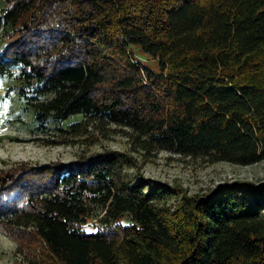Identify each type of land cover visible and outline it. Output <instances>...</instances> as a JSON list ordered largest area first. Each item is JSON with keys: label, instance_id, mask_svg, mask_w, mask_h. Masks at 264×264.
Masks as SVG:
<instances>
[{"label": "trees", "instance_id": "1", "mask_svg": "<svg viewBox=\"0 0 264 264\" xmlns=\"http://www.w3.org/2000/svg\"><path fill=\"white\" fill-rule=\"evenodd\" d=\"M0 78L35 133L128 131L144 161L264 162V0H0ZM132 154L1 171L21 264H264V182L191 194Z\"/></svg>", "mask_w": 264, "mask_h": 264}, {"label": "rangeland", "instance_id": "2", "mask_svg": "<svg viewBox=\"0 0 264 264\" xmlns=\"http://www.w3.org/2000/svg\"><path fill=\"white\" fill-rule=\"evenodd\" d=\"M138 59L146 66L158 70V62L135 46ZM79 119H71L65 125ZM64 125V126H65ZM58 126L50 125L48 134L35 133L33 114L19 103L17 87L0 78V172L17 165L39 167L49 164H68L82 157L109 151L129 152L133 146L128 131H103L85 137L60 134ZM35 138L54 140L49 145ZM141 172L146 178L161 184L182 185L191 194L206 193L236 181L264 182V162L242 167L228 163L207 164L205 160L174 154L168 151L150 153L144 161L137 153ZM17 242L0 229V264H21L17 256Z\"/></svg>", "mask_w": 264, "mask_h": 264}]
</instances>
